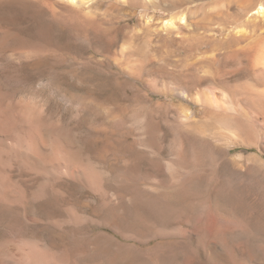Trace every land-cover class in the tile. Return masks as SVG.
Listing matches in <instances>:
<instances>
[{
	"label": "rangeland",
	"instance_id": "rangeland-1",
	"mask_svg": "<svg viewBox=\"0 0 264 264\" xmlns=\"http://www.w3.org/2000/svg\"><path fill=\"white\" fill-rule=\"evenodd\" d=\"M262 2L0 0V264H264Z\"/></svg>",
	"mask_w": 264,
	"mask_h": 264
},
{
	"label": "bare ground",
	"instance_id": "bare-ground-1",
	"mask_svg": "<svg viewBox=\"0 0 264 264\" xmlns=\"http://www.w3.org/2000/svg\"><path fill=\"white\" fill-rule=\"evenodd\" d=\"M69 1H71V2H73V3H75V2H77V3H83V1L84 0H69ZM254 10H256V12L257 13H264V2H262V3H260V4H258V7L257 8H255ZM180 19L181 20H184V16H181L180 17ZM174 22L173 21H167L166 22V26H171L172 24H173ZM238 51V50H237ZM232 56V55H231ZM232 58V57H231ZM14 108V107H13ZM2 112V111H1ZM7 112V111H6ZM9 112V111H8ZM14 112V111H13ZM16 112V111H15ZM8 116V115H7ZM16 116V115H15ZM15 119V118H14ZM37 121V120H36ZM5 122V121H4ZM34 123V122H33ZM39 123V122H38ZM34 124H36V123H34ZM8 141V140H7ZM26 141V140H25ZM24 142V141H23ZM40 146V145H39ZM12 161H14V160H12ZM14 167V166H13ZM11 175V174H10Z\"/></svg>",
	"mask_w": 264,
	"mask_h": 264
}]
</instances>
